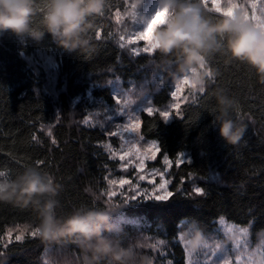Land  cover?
I'll list each match as a JSON object with an SVG mask.
<instances>
[{"label": "trees", "instance_id": "trees-1", "mask_svg": "<svg viewBox=\"0 0 264 264\" xmlns=\"http://www.w3.org/2000/svg\"><path fill=\"white\" fill-rule=\"evenodd\" d=\"M37 2L42 6V0ZM192 2L213 23L225 17L203 0ZM125 6V0H105L104 14L95 18L90 33L91 49L84 54L64 51L47 35L38 42L0 35V172L10 179L37 167L62 185V211L89 205L106 208L110 217L125 216L129 221L114 231L117 241L125 246L161 241L165 256L158 260V251L144 249L154 264H185L177 241L183 222L194 221L210 235L225 219L248 227L255 240L264 230V85L246 65L217 53L207 60L215 75L203 92L191 94L175 116L163 120L157 111L172 101L167 70L174 60L154 52L132 55L118 46L113 19ZM153 69H166V82L150 91L157 111L139 113V132L159 148L148 166L161 167L162 159L169 158L172 195L166 200L116 198L112 205L105 195L106 178L118 163L101 144L110 140L116 145L115 138L103 128L84 125L83 119L97 104H113L111 79L140 84L151 79ZM220 96L232 102L229 118L247 128L236 146L218 135ZM182 155L185 160L177 165ZM23 225L34 228L30 210L0 205V264H45L47 246L38 236L2 243L8 228Z\"/></svg>", "mask_w": 264, "mask_h": 264}, {"label": "clouds", "instance_id": "clouds-1", "mask_svg": "<svg viewBox=\"0 0 264 264\" xmlns=\"http://www.w3.org/2000/svg\"><path fill=\"white\" fill-rule=\"evenodd\" d=\"M157 10L163 22L151 32L149 47L162 58H173V80H187L196 90L204 87L215 75L207 60L221 53L246 65L264 85V28L239 14L213 23L192 0H159ZM104 11L105 0H42V6L37 0H0V35L37 42L47 35L64 51L84 54L91 49L95 18ZM37 16L38 27L34 26ZM138 19L146 25L151 22L143 16ZM231 103L226 97H217L216 122L220 139L236 146L247 128L229 118ZM61 191L55 177L37 167H26L14 178L0 179V205L30 210L34 230L45 245L67 250L52 264H153L143 247L117 241L106 208L82 205L62 211L58 199ZM257 238H264V230L258 231ZM179 239L193 252L204 243L202 229L194 221Z\"/></svg>", "mask_w": 264, "mask_h": 264}, {"label": "rangeland", "instance_id": "rangeland-1", "mask_svg": "<svg viewBox=\"0 0 264 264\" xmlns=\"http://www.w3.org/2000/svg\"><path fill=\"white\" fill-rule=\"evenodd\" d=\"M203 1L209 3L212 9L218 13L225 16L243 15L250 23L264 28V0ZM125 2V9L122 12H117L113 19L116 42L122 50L132 55H134L132 49L140 53H146L142 52L141 49L149 47V41L137 39L134 44H129L128 41L138 38L146 29L147 25L140 23L138 18L143 16L145 20H150L152 16H155L158 12L159 0H125ZM133 5L136 7H133ZM120 37H124V40L121 41ZM121 43H123V47H121ZM162 69H153L151 79L140 84L135 82L124 83L118 78L111 79L108 83L111 87L113 104L108 106L97 104L95 109L83 119L84 125L103 128L108 132L109 137L115 138L116 145L112 144L110 140L101 144L110 158L118 163L115 172L117 174L110 173L106 178L105 195L112 205H114L112 201L116 198L126 200L155 199L157 195L164 196L165 190L160 189L158 191V189L165 181H168L166 188L169 191L171 162L165 164L164 159H162L161 167L148 166L149 163L155 161L158 154V152L150 149L152 141L141 139L139 129L135 132L124 130L129 124L136 123L141 111L146 113L150 109L155 110L153 113L157 111L151 105L149 94L152 89L157 91L164 86L166 79L163 77L166 69L164 71ZM167 71L171 72L172 69ZM171 78V90L172 93H176V96L173 97L172 95L171 103L163 109L169 112L170 117L176 115L179 108L177 105L180 106L190 99L191 94L202 92L204 88L196 90L192 88L187 80L177 82ZM113 132L116 135H111ZM112 153H115V156ZM121 156L124 159H120ZM180 159L184 161L185 156H180ZM141 176L144 179H141ZM0 179H5L4 174H0ZM121 180H126L128 183L121 184ZM112 181H115V183H112ZM128 221L125 216L118 213L110 217V223L113 225L114 231H118L120 225ZM181 225L183 229L181 232H183L189 229L190 223L183 222ZM33 231H35L34 228L27 225L8 228L2 238V243L8 244L16 241L15 237L21 234L23 239L26 235L33 237L31 234ZM180 233L177 241L185 252V264H264V238L252 240L248 227H240L225 219H219L214 233L210 235L203 234L204 243L196 252L191 251L179 239ZM136 244L143 246L144 249L158 251L159 256L156 257V260L165 256L162 249L163 245L159 240L152 242L143 240ZM65 254L66 250H54L51 247H46L42 259L45 264H52L54 258H60ZM152 260L154 264L155 259Z\"/></svg>", "mask_w": 264, "mask_h": 264}, {"label": "snow or ice", "instance_id": "snow-or-ice-1", "mask_svg": "<svg viewBox=\"0 0 264 264\" xmlns=\"http://www.w3.org/2000/svg\"><path fill=\"white\" fill-rule=\"evenodd\" d=\"M133 7H136V6L133 5ZM161 15H162L161 12H159V11L156 12L155 16H152V17H151V22L147 25L146 29L142 32V34H141L138 38H136V39H131V40H129L128 43H129V44H134V43L137 42V39H139V40H147V41H149V40H150V34H151V32L154 30V28H155V26H156L157 24L161 23V19H160ZM120 39H121V41H123V40H124V37H120ZM123 46H124L123 43H121V47H123ZM141 51H142V52L149 53V54H151V53L153 52V50H152L150 47L142 48ZM132 52H133L134 55H138V54H140V52H137L135 49H132ZM183 83H184V82H183ZM185 84H186V83H185ZM178 91H179V89H178ZM202 92H203V91H202ZM172 95H173V97H175V96H176V93L174 92V93H172ZM177 107H179V105H177ZM154 111H155L154 109H150V110H148V111H147V112H148V115H153V112H154ZM159 115H160V116L163 118V120H165V121H167V120L170 118V114H169V112L164 111V110H161V111L159 112ZM139 127H140V121H139V119H137L135 124H129L124 130H125V131H132V132H135V131H137V130L139 129ZM111 135H116V133L113 132V133H111ZM141 139H143V137H141ZM150 149H151L152 151H154V152H159V148H158V146H157L156 143L153 142V141H152L151 144H150ZM112 155L115 156V153H112ZM153 158H154V157H153ZM120 159H124V157L121 156ZM164 162H165V164H168V163L170 162V161H169V158H168V157H165V158H164ZM175 163H176L177 165H180V164H182L183 162L181 161L180 157L178 156L177 159H176V161H175ZM0 174H3V173L0 172ZM140 178H141V179H144L143 176H141ZM112 183H115V181H112ZM120 183H121V184H126V183H128V181H126V180H121ZM167 183H168V181H165L164 184H161V185L159 186L158 191H159L160 189L165 190V195H164V196H160V195L155 196V199H156V200H166V199H168V198L172 195V193H171L170 191H167V188H166ZM197 192L199 193V191H197ZM133 198H135V197H133ZM31 234H32L33 236H36V235H37V233H36L35 231H33ZM15 239H16L17 241H21V240L23 239V235H22V234H21V235H17V236L15 237ZM0 255H3V253H0Z\"/></svg>", "mask_w": 264, "mask_h": 264}]
</instances>
